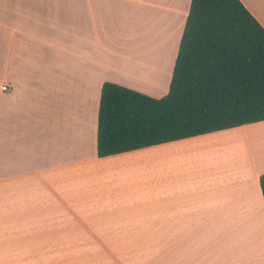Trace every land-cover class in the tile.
I'll return each instance as SVG.
<instances>
[{
    "label": "crops",
    "instance_id": "obj_1",
    "mask_svg": "<svg viewBox=\"0 0 264 264\" xmlns=\"http://www.w3.org/2000/svg\"><path fill=\"white\" fill-rule=\"evenodd\" d=\"M190 1L0 0V264H264V121L97 156L102 85L165 96Z\"/></svg>",
    "mask_w": 264,
    "mask_h": 264
},
{
    "label": "trees",
    "instance_id": "obj_2",
    "mask_svg": "<svg viewBox=\"0 0 264 264\" xmlns=\"http://www.w3.org/2000/svg\"><path fill=\"white\" fill-rule=\"evenodd\" d=\"M264 121V29L239 0H191L168 93L104 83L96 151L107 157ZM264 200V174L259 180Z\"/></svg>",
    "mask_w": 264,
    "mask_h": 264
},
{
    "label": "rangeland",
    "instance_id": "obj_3",
    "mask_svg": "<svg viewBox=\"0 0 264 264\" xmlns=\"http://www.w3.org/2000/svg\"><path fill=\"white\" fill-rule=\"evenodd\" d=\"M149 17L150 16L148 15V13L143 10L142 16H137L136 17V20L133 22V26L131 28L129 26L128 27H125L124 34L122 36H120V45H125L126 46L128 42H132L133 43V41H135V39H137L136 37H134V34L136 32H139L140 31L141 34H145L146 30H147V32L148 31L150 32L151 27H152V23L150 25V23L148 22V18ZM143 24H145V27L142 29ZM146 27H147V29H145ZM155 39H157V37ZM170 42L172 43V37H171V39L168 40V43L169 44H170ZM175 44H176V42H175ZM172 45H174V40H173ZM258 230L259 229H257V232L259 234V231ZM230 231H231V237L233 238V232H234V230H230ZM245 231L248 232V230H235L236 237H237V239H236V248H239L240 247V237L242 238V235L241 234H243V232H245ZM222 233L224 234L225 233V230H222ZM130 247H133V246H130ZM134 247H136V246H134ZM137 247L140 248V250H141L142 253H144V251H147L155 259L159 258V259H157V264H159V262L161 261V255H163V250H161V252H159L158 250L162 246H153V247H151V246H137ZM219 247L220 246L217 245L215 247V251L220 252V248ZM149 248H153L156 251H151L150 252L149 251ZM224 252H226V251L224 250ZM228 252H230V250H228ZM51 263H53V262H46V264H51Z\"/></svg>",
    "mask_w": 264,
    "mask_h": 264
},
{
    "label": "bare ground",
    "instance_id": "obj_4",
    "mask_svg": "<svg viewBox=\"0 0 264 264\" xmlns=\"http://www.w3.org/2000/svg\"><path fill=\"white\" fill-rule=\"evenodd\" d=\"M144 38V37H143ZM142 39V38H141ZM138 40H139V38H138ZM144 40V39H143ZM137 40L135 39V42H136ZM139 42V41H138ZM141 42V41H140ZM139 44H141V43H139Z\"/></svg>",
    "mask_w": 264,
    "mask_h": 264
}]
</instances>
